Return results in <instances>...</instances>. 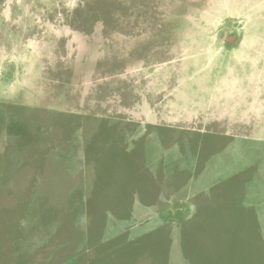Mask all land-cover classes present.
Segmentation results:
<instances>
[{
    "label": "rangeland",
    "instance_id": "374dc122",
    "mask_svg": "<svg viewBox=\"0 0 264 264\" xmlns=\"http://www.w3.org/2000/svg\"><path fill=\"white\" fill-rule=\"evenodd\" d=\"M261 136L264 0H0V264H264Z\"/></svg>",
    "mask_w": 264,
    "mask_h": 264
},
{
    "label": "crops",
    "instance_id": "0c3cea01",
    "mask_svg": "<svg viewBox=\"0 0 264 264\" xmlns=\"http://www.w3.org/2000/svg\"><path fill=\"white\" fill-rule=\"evenodd\" d=\"M257 139L261 145H264V137H262V136L259 138L257 137ZM255 163H257V169H258V172L256 175H257L258 179H260L264 185V156H263V158L254 162L253 164H255Z\"/></svg>",
    "mask_w": 264,
    "mask_h": 264
}]
</instances>
